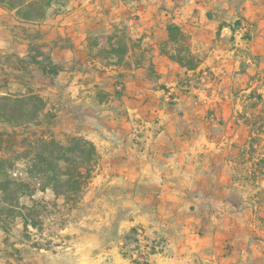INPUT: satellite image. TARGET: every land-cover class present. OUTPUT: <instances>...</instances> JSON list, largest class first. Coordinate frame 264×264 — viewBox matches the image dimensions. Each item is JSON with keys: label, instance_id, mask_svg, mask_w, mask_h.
<instances>
[{"label": "rangeland", "instance_id": "obj_1", "mask_svg": "<svg viewBox=\"0 0 264 264\" xmlns=\"http://www.w3.org/2000/svg\"><path fill=\"white\" fill-rule=\"evenodd\" d=\"M13 3L17 9L0 6V159L7 160L0 184L19 185L0 190V264H104L106 245L97 237V223L104 219L105 225L110 223L116 205L104 200L109 187H120L119 181L106 179L109 162L159 155L149 148L156 146L162 132L171 140L178 135L171 132L175 121L187 126L184 119L193 108L187 99L190 93L222 98L206 103L205 118L194 122V128H199L195 139L206 135L208 140L226 141L218 152V146L207 148L205 157L212 170L231 177L216 181L231 188L225 198L232 206L227 213L230 220L225 215L221 218L236 223L234 236L251 237L264 252V73L257 72V66L251 74L247 67L237 71L228 66L224 81L218 78L213 84L215 72L205 64L222 27L233 30L227 38L233 47L249 44L257 28L264 36V24H257L262 20L258 10L252 22L241 15L244 3L233 11L222 9L219 22L204 25L200 37L204 47L195 53L189 36L182 32L185 24L172 22L179 19L183 5L176 3L179 10L175 12L176 7L166 2L157 8L147 3L137 25L139 36L133 33L137 26L124 24L98 40L92 38L86 51L75 48L56 29V16L67 0H51L44 18L37 22L22 20L35 15L37 8L21 7L19 0ZM209 9L208 18L217 15ZM156 14L163 19L150 26L144 17ZM168 25L179 27L184 37L169 39ZM163 31L157 50L165 75L157 74V54L150 44L151 36ZM31 42L38 62L27 58ZM195 63H202L199 72H188ZM29 97L41 102L28 101ZM14 98L25 101L14 105ZM73 137H83L96 147L88 165L90 179L72 198L56 195L51 188L42 191L47 182L30 173L27 155H33L39 140L67 146ZM23 219L28 220L26 227Z\"/></svg>", "mask_w": 264, "mask_h": 264}, {"label": "crops", "instance_id": "obj_2", "mask_svg": "<svg viewBox=\"0 0 264 264\" xmlns=\"http://www.w3.org/2000/svg\"><path fill=\"white\" fill-rule=\"evenodd\" d=\"M161 2L175 6V12L179 10L176 6L178 3L183 5L179 19L172 22L178 26L185 24L182 32L189 36L190 49L195 53L204 47L200 39L204 36V25L212 27L219 22L220 11L224 8L233 11L238 4L244 3L246 8H240L244 19L254 22V13L258 10L257 14H261L262 20L257 24H264V0H67L66 6L56 16V29L60 36L69 38L75 48L89 51L92 38L98 40L110 29L124 24L137 26L142 20V7L149 3L157 8ZM249 2H258V5ZM209 8H213L217 15L208 18L206 12ZM135 16H139V19L136 20ZM144 19L154 26L163 17L156 14ZM138 31L139 26L133 27L135 36H139ZM232 31L229 27H222L219 40L211 49L212 57L205 61L215 72L213 84L219 82L218 78L224 81L228 66L237 71L241 66L247 67L246 71L250 74L257 66L256 71L264 73L263 33L258 32L257 28L249 44H235L233 47L228 42ZM157 34L151 36L150 44L157 54V74L165 75L163 66H159L162 56H158L157 50L158 36L164 38L165 33ZM201 65L188 72H199ZM196 96L190 93L187 97L193 105L192 109L187 110V119H184L187 126L182 127L175 121L171 132L178 135L171 140L164 135L166 131L162 132L158 135L160 141L156 146L149 148L157 150L159 155H134L119 162H109L104 172L106 179L119 181L120 187H109L107 191L109 196L104 202L115 203V213L108 225H105V219L101 224L97 223L100 231L97 237L106 245L104 257L109 258L111 264H132L121 253L122 236L132 227H140L147 237L161 240L159 251L148 257V264L263 263L264 252L256 248L251 237L234 236L232 230L236 223L221 218L224 215L228 217L227 213L232 210L231 203L225 199L231 188L227 189L216 181L231 180V177L212 170L213 166L207 163L205 157L209 153L207 148L218 146V152L226 141L208 140L206 135L204 139H195L199 128H194V122L205 118L202 113L205 107L208 108L206 103L221 101L222 98L219 94L207 97L200 93ZM205 127L202 124V129Z\"/></svg>", "mask_w": 264, "mask_h": 264}, {"label": "trees", "instance_id": "obj_3", "mask_svg": "<svg viewBox=\"0 0 264 264\" xmlns=\"http://www.w3.org/2000/svg\"><path fill=\"white\" fill-rule=\"evenodd\" d=\"M19 3L21 7L27 6L37 8V10L34 11L36 12L35 15L22 17V20L26 22H37L44 18L45 10L50 6L51 0H19ZM0 6H3L8 10L18 8L14 5L13 0H0ZM235 24L236 26L239 25V23ZM167 34L172 41H176L177 37H184V34L179 27L175 25L167 26ZM33 44L34 43L31 42L28 45L29 53L27 58L38 62L36 59L37 57H34V54H32ZM196 67L197 64L195 63L189 70H193ZM162 89H164V87H162ZM27 100L31 102H41V99L37 97H29ZM23 101H25L23 98H14L11 100L14 105L22 103ZM36 146L37 148L33 155H29L31 154L29 153L26 158H30L31 161L30 173H37L38 175L43 176L47 182V185L41 190L44 191L46 188H51L56 195L64 196L65 198H68V196L72 198L80 194L84 185L87 183V180H89L91 176V170L88 165L96 155L95 145L83 137H73L70 139L67 146L60 145L54 140L47 142L43 139L37 141ZM6 161V159H0V176L3 171L2 165ZM14 184L17 186L19 185V183H14L13 181H6L4 186L0 184V190L6 192L10 190ZM23 225L25 227L28 225L27 219H23ZM31 226L37 227V223H33ZM138 228L139 227H132L122 236L121 253L123 256L129 258L132 264H148L147 262L133 260L130 256L131 246L138 242ZM148 240L152 243L148 255L156 254L161 246V240L155 237L148 238Z\"/></svg>", "mask_w": 264, "mask_h": 264}, {"label": "built area", "instance_id": "obj_4", "mask_svg": "<svg viewBox=\"0 0 264 264\" xmlns=\"http://www.w3.org/2000/svg\"><path fill=\"white\" fill-rule=\"evenodd\" d=\"M142 228H138L137 230V244H133L131 246L130 256L131 259H135L140 262H147L148 263V255L149 248L152 246L151 241L148 240ZM104 264H111L109 258L104 257L103 259Z\"/></svg>", "mask_w": 264, "mask_h": 264}]
</instances>
